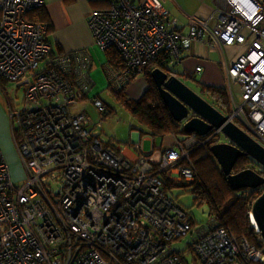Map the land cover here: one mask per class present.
Returning a JSON list of instances; mask_svg holds the SVG:
<instances>
[{"label":"built area","instance_id":"2783aa9c","mask_svg":"<svg viewBox=\"0 0 264 264\" xmlns=\"http://www.w3.org/2000/svg\"><path fill=\"white\" fill-rule=\"evenodd\" d=\"M216 23L191 15L188 37L175 28L160 0H108L93 9L87 23L96 45L113 47L123 70L111 69L120 89L162 51L178 58L181 47L204 34L224 45L246 48L227 68L242 102H233L229 120L264 146V0H219ZM44 0H0V77L24 87L20 106L7 108L12 137L27 179L11 182L0 152V264H185L172 246L192 229L187 212L164 189L166 180L195 179L191 155L206 140L195 133L176 140L149 159L131 161L101 135L105 103L90 96L87 58L79 50L52 55L46 25L24 15ZM201 66L195 67L200 71ZM91 100L98 119L81 106ZM245 107L248 109L245 111ZM257 231V228H255ZM250 244L214 218L196 229L191 252L202 264L264 262V240Z\"/></svg>","mask_w":264,"mask_h":264},{"label":"crops","instance_id":"0c3cea01","mask_svg":"<svg viewBox=\"0 0 264 264\" xmlns=\"http://www.w3.org/2000/svg\"><path fill=\"white\" fill-rule=\"evenodd\" d=\"M135 1L143 3L146 0ZM160 1L167 11V19H174L175 28L179 29L183 38L188 37L189 17L191 15L212 16L210 20V27L212 28L218 15L217 7L221 5L219 0ZM108 5V0H44L43 7L48 16V30L45 34V41L50 46L51 54L70 55L79 50L83 51L84 56L87 58L88 75L92 81L89 95L99 97L105 105L112 107L100 95L104 89H108L112 95L113 88L118 87L119 84L116 85L111 76V69L114 67L107 60L106 52L96 45L87 23L89 11L106 9ZM245 48V45L238 43L221 44L210 38L208 34H204L201 38L189 40L187 47H181L179 57L172 58V61H169L168 64L169 66L171 63L176 65L172 70L182 80L194 79L205 85L224 87L225 89L230 86L233 99H235L232 90L234 83L228 78L227 68L235 62ZM197 66H201L200 71H195ZM144 74L136 76L129 84L123 86L127 92L130 91L128 90L130 87H133L135 92L138 93L129 95L126 92L130 97L138 98L148 88V82ZM6 100L7 97L4 95L0 84V118L3 121L7 120L5 114ZM87 105H90L88 100L86 102L82 101L81 106L89 116L86 111ZM140 128L142 129L143 126L137 122V126L131 127L128 134L114 129V135L107 137L109 139H105L117 153L131 161H136L139 156L148 159L153 155L156 157L165 147L173 145L176 140H181L177 135L171 133L165 136L143 134L139 131ZM100 133L105 136L102 126ZM5 137L6 146L1 147L4 151L11 147L8 135H5Z\"/></svg>","mask_w":264,"mask_h":264},{"label":"trees","instance_id":"16d2710c","mask_svg":"<svg viewBox=\"0 0 264 264\" xmlns=\"http://www.w3.org/2000/svg\"><path fill=\"white\" fill-rule=\"evenodd\" d=\"M43 5L27 12L24 17L27 21L45 24L47 32L48 16ZM104 51L106 52V57L110 64L118 71L123 70L124 61L121 54L113 47L106 48ZM169 60L170 56L162 51L160 56L150 63L144 74L148 82V88L140 97H130L126 93L124 87L112 90V95L116 101L119 102L124 109H126L137 120V122L143 126V128H140L139 130L143 134L149 133L153 136H165L170 133L177 135L180 130L181 132H185L181 123L173 119L167 107L161 100L150 75V70L152 68L160 67L166 69ZM198 85L200 95L221 111V108L225 105L227 93L225 88L205 85L202 83H199ZM106 107L107 112L105 113V116H108L112 113V108L108 105ZM212 143L216 142L214 141ZM212 143H210V145ZM210 145L207 146V151H209ZM203 152L204 150L198 148L191 156L194 158L195 179L186 185L192 187L194 199L208 204L211 213L215 215L214 218L219 225L230 230L236 237H244L250 244L257 245L258 242L260 243L259 233L251 226L248 213L251 210L253 201L263 191V187L233 189L228 183L226 176L221 171L215 158L211 156V153L201 158L198 157ZM246 168H249V166L246 164L245 159L243 157L238 158L234 167L235 172ZM259 173L264 175L261 171ZM164 185L165 187H169L177 186L178 184L174 183V181L166 180ZM252 264H264V262L256 261Z\"/></svg>","mask_w":264,"mask_h":264},{"label":"water","instance_id":"95a60500","mask_svg":"<svg viewBox=\"0 0 264 264\" xmlns=\"http://www.w3.org/2000/svg\"><path fill=\"white\" fill-rule=\"evenodd\" d=\"M166 66L169 70L155 67L150 75L173 119L181 123L186 133L205 136L213 128H220L228 137L226 142L212 143L210 152L233 189L264 186V175L252 168L238 172L232 170L237 159L246 155L264 166V146L186 85L168 64ZM251 216L264 240V189L251 205Z\"/></svg>","mask_w":264,"mask_h":264},{"label":"rangeland","instance_id":"374dc122","mask_svg":"<svg viewBox=\"0 0 264 264\" xmlns=\"http://www.w3.org/2000/svg\"><path fill=\"white\" fill-rule=\"evenodd\" d=\"M25 18V17H24ZM169 65V64H168ZM170 67L173 69L176 67L175 64H170ZM166 69L169 70V67L166 66ZM132 81V80H131ZM130 81V82H131ZM129 82V83H130ZM137 82V81H136ZM183 82L188 85L190 88H192L194 91L199 92V82L195 81L194 79H183ZM128 83V84H129ZM0 84L3 88L4 95L7 97L6 105H5V114L7 116V120L3 121L0 118V152H2L6 163L9 168L10 178L11 182L15 186H19L27 179V170L26 166L21 160V157L17 151V148L14 144L11 128L12 124L16 121V118L12 119L10 118L9 111H8V104L12 107L13 110L17 109L20 104L22 103L23 99V91L24 87L22 86H16L11 82H8L4 78L0 77ZM126 91L129 95L138 94L135 92L133 87H130ZM139 90V89H138ZM226 90V98H225V105H223V108L220 112L223 114H228L233 107V100L230 96L229 89ZM232 90L235 94V101L242 102L240 91L238 90V87L235 85H232ZM101 98H103L110 106H112V113L108 116H106L102 120V135L104 138H107L111 135H114V129L118 130L121 133H129L130 128L137 126V120L126 110L124 107L116 101V99L111 95L108 89H104L101 92ZM88 100V103L90 105H87L86 111L88 112L90 116L91 123L89 125V128H92L94 119H98L99 116L97 114V110L91 100L88 98L84 99V102ZM248 109L245 107V111ZM16 125V124H15ZM94 126V125H93ZM101 131V128H100ZM5 135H8V139L10 142V148L6 151H4L1 147L6 146V137ZM196 137L199 140H206L207 136H201L196 134ZM177 136L181 140H186L189 137L192 136V133H186L178 131ZM109 139V138H107ZM228 140V137L223 134V132H220L219 134L213 136L211 140L206 144V146H209L212 142H226ZM212 141V142H211ZM211 153V152H210ZM192 156V155H191ZM212 156V154H211ZM213 157V156H212ZM245 159L246 164L249 166V168H252L255 171H261L264 172V166L260 164L257 160H255L253 157L246 155L241 156ZM193 160L194 158L191 157ZM214 158V157H213ZM240 158V157H239ZM217 162V161H216ZM236 164V163H235ZM235 165L233 166V171ZM194 181V180H193ZM192 182V181H191ZM174 183H177V186H167L164 189L166 191V194L172 198L178 205H180L189 215L191 221H192V229L191 231L182 238H179L178 240H174L172 242V246L175 247V249L181 254L183 260L186 264H202L190 250V243L192 241V238L195 235V231L197 228L206 225L209 223L212 219H214L215 215L211 213L210 208L206 202H199L197 199H194V194L192 192V187L187 186L184 180L181 181H175ZM190 183V182H189ZM185 184V185H184Z\"/></svg>","mask_w":264,"mask_h":264},{"label":"bare ground","instance_id":"6f19581e","mask_svg":"<svg viewBox=\"0 0 264 264\" xmlns=\"http://www.w3.org/2000/svg\"><path fill=\"white\" fill-rule=\"evenodd\" d=\"M251 224H252V226L257 228L256 222L252 216H251Z\"/></svg>","mask_w":264,"mask_h":264},{"label":"clouds","instance_id":"9594fccd","mask_svg":"<svg viewBox=\"0 0 264 264\" xmlns=\"http://www.w3.org/2000/svg\"><path fill=\"white\" fill-rule=\"evenodd\" d=\"M168 63H170V62H168ZM167 63V64H168ZM225 115V114H224ZM234 172V171H233ZM258 172V171H257ZM250 212H251V210H250ZM250 212L248 213V215H249V218H250ZM250 222H251V218H250ZM251 226H252V224H251ZM254 229L256 228V227H254V226H252ZM256 232H258V230L256 231ZM259 233V232H258Z\"/></svg>","mask_w":264,"mask_h":264},{"label":"flooded vegetation","instance_id":"af4514ba","mask_svg":"<svg viewBox=\"0 0 264 264\" xmlns=\"http://www.w3.org/2000/svg\"><path fill=\"white\" fill-rule=\"evenodd\" d=\"M264 173V172H263ZM261 187H263V189H264V186H261Z\"/></svg>","mask_w":264,"mask_h":264}]
</instances>
